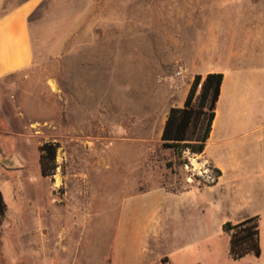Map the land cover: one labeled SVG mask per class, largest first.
<instances>
[{"label":"rangeland","instance_id":"1","mask_svg":"<svg viewBox=\"0 0 264 264\" xmlns=\"http://www.w3.org/2000/svg\"><path fill=\"white\" fill-rule=\"evenodd\" d=\"M30 2L34 62L0 75V264H257L229 257L206 184L161 149L193 82L171 56L185 0H0V20Z\"/></svg>","mask_w":264,"mask_h":264},{"label":"crops","instance_id":"2","mask_svg":"<svg viewBox=\"0 0 264 264\" xmlns=\"http://www.w3.org/2000/svg\"><path fill=\"white\" fill-rule=\"evenodd\" d=\"M35 6L27 3L0 20L1 76L34 62L29 17ZM185 7L171 24L172 59L185 64L191 79L224 75L210 138L196 156L220 172L202 190L203 206L219 209L222 233L227 222L259 216L261 256L242 260L264 264V0H185Z\"/></svg>","mask_w":264,"mask_h":264},{"label":"trees","instance_id":"3","mask_svg":"<svg viewBox=\"0 0 264 264\" xmlns=\"http://www.w3.org/2000/svg\"><path fill=\"white\" fill-rule=\"evenodd\" d=\"M224 75L210 73L206 77L195 76L183 107H172L167 115L161 135V149L171 152L172 165L189 163L187 154L198 156L204 153L216 117L217 104L221 95ZM60 144L46 141L40 147V168L45 178H53L58 169L57 161ZM186 157V158H185ZM185 158V160H184ZM220 176V172L216 171ZM6 204L0 192V216L6 213ZM223 232L229 237V257L239 261L247 256H261L260 217L248 218L238 224L227 222ZM169 264L168 259L162 261Z\"/></svg>","mask_w":264,"mask_h":264},{"label":"built area","instance_id":"4","mask_svg":"<svg viewBox=\"0 0 264 264\" xmlns=\"http://www.w3.org/2000/svg\"><path fill=\"white\" fill-rule=\"evenodd\" d=\"M185 70V65L180 62L177 66L176 74L181 76ZM187 158L189 163L185 166L187 169L191 170V178L197 177L206 185H214L218 182L219 175L216 173V169L209 162L199 160L196 156L187 155ZM193 162H196L197 166H194Z\"/></svg>","mask_w":264,"mask_h":264}]
</instances>
